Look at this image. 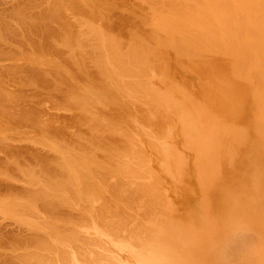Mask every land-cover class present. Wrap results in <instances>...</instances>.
I'll return each mask as SVG.
<instances>
[{
    "label": "rangeland",
    "instance_id": "1",
    "mask_svg": "<svg viewBox=\"0 0 264 264\" xmlns=\"http://www.w3.org/2000/svg\"><path fill=\"white\" fill-rule=\"evenodd\" d=\"M45 1L0 0V264H264V0Z\"/></svg>",
    "mask_w": 264,
    "mask_h": 264
},
{
    "label": "bare ground",
    "instance_id": "2",
    "mask_svg": "<svg viewBox=\"0 0 264 264\" xmlns=\"http://www.w3.org/2000/svg\"><path fill=\"white\" fill-rule=\"evenodd\" d=\"M32 1H33V0H32ZM34 1H35V0H34ZM44 2H46V1L44 0ZM261 2H263V0H262ZM261 2H260V3H261ZM25 3H26V2H25ZM25 3H24V4H25ZM47 3H49V2H47ZM143 4H144V3H143ZM167 4H168V3H167ZM36 5H37V4H36ZM49 5H50V4H49ZM49 5H48V6H49ZM22 6H23V5H22ZM31 6H32V5H31ZM34 6H35V5H34ZM48 6H47V7H48ZM51 6H52V5H51ZM133 6H134V5H133ZM24 7H25V6H24ZM38 7H39V6H38ZM52 7H53V6H52ZM52 7H51V8H52ZM177 7H178V6H177ZM48 8H49V7H48ZM134 8H135V6H134ZM18 9H19V8H18ZM18 9H17V10H18ZM45 9H46V8H45ZM63 9H65V8H63ZM47 10H49V9H47ZM136 10H137V8H136ZM136 10H135V11H136ZM139 10H140V9H139ZM144 10H145V9H144ZM263 10H264V9H263ZM182 11H183V10H182ZM17 12H18V11H17ZM139 12H140V11H139ZM15 13H16V12H15ZM48 13H49V12H48ZM49 14H50V13H49ZM49 14H48V15H49ZM51 14H52V13H51ZM146 14H147V13H146ZM13 16H14V15H13ZM19 16H20V15H19ZM46 16H47V15H46ZM51 16H52V15H51ZM14 17H15V16H14ZM49 17H50V16H49ZM20 18H21V17H20ZM51 18H53V16H52ZM119 18H120V17H119ZM113 19H115V18H113ZM124 19H125V18H124ZM22 20H23V19H22ZM31 20H32V18H31ZM36 20H37V19H36ZM40 20H41V19H40ZM48 20H50V18H49ZM52 20H53V19H52ZM117 20H118V19H117ZM33 21H35V20H33ZM33 21H31V22L33 23ZM41 21H42V20H41ZM46 21H47V20H46ZM146 21H147V20H146ZM19 22H20V21H19ZM43 22H44V20H43ZM142 22H143V21H142ZM147 22H149V21H147ZM120 23H121V22H120ZM43 24H45V23H43ZM151 24H152V23H151ZM149 25H150V24H149ZM149 25H148V26H149ZM144 26H145V25H144ZM158 26H159V25H158ZM22 27H23V26H22ZM150 28H151V27H150ZM45 30H46V29H45ZM118 30H119V29H118ZM155 30H156V29H155ZM158 32H159V31H158ZM112 33H113V32H112ZM116 33H117V32H116ZM113 34H114V33H113ZM156 34H157V33H156ZM156 34H155V36H156ZM109 36H110V34H109ZM109 36H108V37H109ZM114 36H115V35H114ZM117 36H118V35H117ZM152 36H153V35H152ZM119 37H120V36H119ZM123 37H124V36H123ZM111 38H112V37H111ZM113 38H114V37H113ZM113 38H112V39H113ZM117 38H118V37H117ZM117 38H116V39H117ZM155 38H156V37H155ZM116 39H113V41L116 40ZM128 42L130 43V41H128ZM128 42H127V43H128ZM155 42H156V41H155ZM33 43H34V42H33ZM102 43H103V41H102ZM108 43H109V42H108ZM144 43H145V42H144ZM104 44H105V42H104ZM110 44H113V43H110ZM11 45H12V44H11ZM23 45H24V44H23ZM25 45H26V44H25ZM106 45H107V43H106ZM125 45H126V44H125ZM160 45H161V44H160ZM108 46H109V44H108ZM108 46H106V47H108ZM110 46H112V47L114 48V44H113V45H110ZM115 46H116V45H115ZM156 46H158V45H156ZM156 46H155V47H156ZM165 46H166V45H165ZM15 47H16V46H15ZM103 47H104V46H103ZM140 47H141V46H140ZM167 47H168V46H167ZM25 48H26V46H25ZM43 48H44V47H43ZM50 48H52V49H56V48H57V45H53V44H51V45H50ZM132 48H133V47H132ZM151 48H152V46H151ZM157 48H158V47H157ZM29 49H30V48H29ZM109 49H110V48H109ZM109 49L107 48V50H108L109 52L111 51V53H107L106 58H107V56L112 57V56H111V55H112V51L114 52L113 49H112V50H111V49L109 50ZM115 49H117V48H115ZM152 49H153V48H152ZM161 49H162V46H161ZM161 49H160V50H161ZM166 49H167V48H166ZM16 50H17V49H16ZM31 50H32V49H31ZM56 50H57V49H56ZM65 50H66V49H65ZM65 50H64V51H65ZM156 50H157V49H156ZM50 51H51V50H50ZM108 51H107V52H108ZM116 51H117V50H116ZM132 51H134V50H132ZM149 51H150V50H149ZM23 52H25V51H23ZM26 52H28V51H26ZM34 52H35V51H34ZM147 52H148V51H147ZM151 52H152V51H151ZM151 52H150V53H151ZM163 52H164V51H163ZM12 53H13V52H12ZM18 53H19V52H18ZM39 53H40V52H39ZM142 53H143V52H142ZM8 54H9V51H8ZM101 54H102V53H101ZM103 54H105V53H103ZM108 54H110V55H108ZM113 54H114V53H113ZM155 54H158V53H155ZM159 54H160V53H159ZM162 54H163V53H162ZM13 55H14V54H13ZM28 55H29V54H28ZM68 55H69V54H68ZM72 55H73V54H72ZM82 55H83V54H82ZM82 55H81V57H82ZM86 55H87V54H85V56H86ZM116 55H119V54L116 53ZM126 55H127V54H126ZM128 55H130V54H128ZM128 55H127V56H128ZM149 55H150V54H149ZM153 55H154V54H153ZM163 55H164V54H163ZM163 55H162V56H163ZM168 55H169V54H168ZM7 56H8V55H7ZM14 56H15V55H14ZM55 56H56V55H55ZM64 56H65V55H64ZM83 56H84V55H83ZM102 56H103V55H102ZM114 56H115V55H114ZM156 56H157V55H156ZM17 57H18V56H17ZM69 57H70V56H69ZM144 57H146V56H144ZM153 57H155V56H153ZM10 58H11V56H10ZM25 58H26V57H25ZM72 58H73V57H72ZM82 58H83V57H82ZM90 58H91V57H90ZM100 58H101V57H100ZM103 58H104V56H103L101 59L103 60ZM116 58H118V60H119V57H118V56H116ZM147 58H148V57H147ZM156 58H157V57H156ZM158 58H159V56H158ZM162 58H164V60H165V56H163ZM14 59H15V58H14ZM65 59H66V58H65ZM65 59H64V60H65ZM114 59H115V58L112 57L108 62L111 61V63H112V62H113L112 60H114ZM128 59H129V58H128ZM134 59H135V58H134ZM152 59H153V58H152ZM25 60H26V59H25ZM73 60H74V59H73ZM84 60H85V57H84ZM98 60H99V59H98ZM102 60L100 61V63L103 64V65H104V63L106 64V62H104V61H102ZM124 60H125V59H124ZM124 60H123V61H124ZM145 60H146V59H145ZM155 60H156V59H155ZM160 60H161V58H160ZM162 60H163V59H162ZM39 61H40V60H39ZM57 61H58V60H57ZM95 61H96V60H95ZM123 61H122V60L120 61V63L122 62L121 64H120V63H116V64H118V65L121 67L122 64H123ZM129 61L132 62V60H130V59H129ZM129 61H128V62H129ZM141 61H142V60H141ZM146 61H147V60H146ZM148 61H149V60H148ZM36 62H37V61H36ZM59 62H60V61H59ZM65 62H66V61H65ZM88 62H89V61H88ZM102 62H103V63H102ZM130 62H129V63H130ZM134 62H135V63H133V64H137V60L134 61ZM144 62H145V61H144ZM144 62H143V63H144ZM158 62H159V61H158ZM15 63H16V62H15ZM27 63H28V62H27ZM50 63H51V62H50ZM60 63H61V62H60ZM94 63H96V62H94ZM147 63H148V62H147ZM30 64H32V63H30ZM39 64H40V63H39ZM46 64H47V62H46ZM48 64H49V63H48ZM109 64H110V63H109ZM116 64L114 65V67L116 66ZM124 64H125V62H124ZM124 64H123V65H124ZM133 64H131V65H133ZM168 64H169V63H168ZM21 65H22V64H21ZM73 65H74V64H73ZM84 65H85V64H84ZM89 65H90V64H89ZM97 65H99V62L97 63ZM106 65H107V64H106ZM106 65L103 66V67H105L104 69L109 68V67H107ZM112 65H113V63H112ZM118 65H117V68H118ZM142 65H143V64H142ZM142 65H141V66H142ZM144 65H145V64H144ZM162 65H163V64H162ZM15 66H17V65H15ZM34 66H36V65H34ZM37 66H38V65H37ZM37 66H36V67H37ZM40 66H41V65H40ZM40 66H38V67H40ZM50 66H51V65L49 64V68H50ZM62 66H63V65H62ZM66 66H67V65H66ZM93 66H94V65H93ZM95 66H96V65H95ZM125 66H126L125 68H127L128 65L125 64ZM134 66H135V65H134ZM136 66H137V67H135V68H138L139 64L136 65ZM151 66H152V65H151ZM31 67H32V66H31ZM71 67H72V66H71ZM101 67H102V66H100V68H101ZM103 67H102V69H103ZM122 67H123V66H122ZM132 67H133V66H132ZM147 67H148V66H147ZM155 67H156V66H155ZM16 68H17V67H16ZM19 68H20V67H19ZM62 68H63V67H62ZM84 68H85V67H84ZM96 68H98V66H96ZM100 68H99V70H100ZM111 68L113 69V67H111ZM125 68H123V70H124ZM139 68H140V67H139ZM153 68H154V67H153ZM9 69H10V68H9ZM13 69H14V66H13ZM71 69H72V68H71ZM86 69H87V68H86ZM104 69H103V70H104ZM120 69H121V68H120ZM140 69H141V68H140ZM1 70H2V69H1ZM4 70H7V68L4 69ZM14 70H15V69H14ZM14 70H13V71H14ZM38 70H39V68H38ZM54 70H55V69H54ZM60 70H61V69H60ZM69 70H70V69H69ZM78 70H79V68H78ZM106 70L108 71V69H106ZM106 70H104L105 73H108L109 71H111V70H109L108 72H106ZM128 70H129L128 68H127V71L124 70V71H126V72H125L126 74H127ZM130 70H132V69H130ZM130 70H129V73L127 74L128 76L131 75L130 73L133 74V72H130ZM145 70H146V68H145ZM145 70L143 69L142 71L144 72ZM15 71H16V70H15ZM49 71H50V70H49ZM52 71H53V70H52ZM57 71H58V69L56 70V74H61V73H57ZM61 71H62V70H61ZM88 71H89V70H88ZM104 71H103V72H104ZM119 71H121V70H119ZM132 71H134V70H132ZM138 71H140V70H138ZM148 71H149V70H148ZM0 72H1V71H0ZM5 72H7V71H5ZM31 72H32V71H31ZM39 72H40V71H39ZM47 72H48V70H47ZM58 72H59V71H58ZM83 72H84V71H83ZM97 72H98V71H97ZM117 72H118V69H117ZM121 72H122V71H121ZM121 72H120V73H121ZM8 73H11V72H8ZM12 73H13V72H12ZM15 73H16V72H15ZM15 73H13V75H15ZM27 73H28V72H27ZM27 73H26V74H27ZM53 73H54V72H53ZM100 73H101V72H100ZM100 73L98 74L99 76H100ZM105 73H101L102 76H103V78H105V77L107 78V75H106ZM120 73L118 72L119 75H120ZM134 73H135V74H133V75H136V76L139 75V74L137 75V72H134ZM23 74H24V73H23ZM40 74H41V73H40ZM45 74H47V73H45ZM77 74H79V73H77ZM104 74H105V75H104ZM108 74H110V76H112V77L114 76V77H113V79H114V78H115V75H116V72H115L114 75H111V74H112L111 72L108 73ZM122 74H123V72H122ZM126 74H123V75L127 76ZM129 74H130V75H129ZM143 74H145V72H144ZM3 75H4V74H3ZM10 75H12V74H10ZM13 75H12V76H13ZM16 75H17V73H16ZM24 75H25V74H24ZM27 75H28V74H27ZM52 75H53V74H52ZM66 75H68V74H66ZM70 75H71V74H70ZM81 75H82V74H81ZM86 75H87V74H86ZM86 75H85V76H86ZM43 76H45V75H43ZM46 76L49 77L48 75H46ZM55 76H56V75H55ZM57 76H58V75H57ZM57 76H56V77H57ZM61 76H62V75H61ZM61 76H58V77H59V78H58L59 80L61 79V78H60ZM83 76H84V75H83ZM83 76H82V77H83ZM96 76H97V75H96ZM24 77H25V76H24ZM68 77H69V76H68ZM74 77H75V75H74ZM100 77H101V76H100ZM108 77H109V76H108ZM130 77H132V76H130ZM12 78H14V77H12ZM35 78H36V77H35ZM62 78H63V76H62ZM71 78H72V77H71ZM87 78H88V77H87ZM98 78H99V77H98ZM44 79H45V78H44ZM52 79H53V78H52ZM52 79H51V80H52ZM80 79H81V78H80ZM84 79H85V78H84ZM84 79H83V80H84ZM101 79H102V77H101ZM110 79H111V78H110ZM129 79H130V78H129ZM53 80H55V79H53ZM53 80H52V82H53ZM87 80H88V79H87ZM94 80H95V79H94ZM102 80H103V79H102ZM115 80H117V81H114V82H117V83H118V81H119L120 79H119V80H118V79H115ZM127 80H128V79H127ZM127 80H125V81H127ZM21 81H22V80H21ZM43 81H44V80H43ZM55 81H57V80H55ZM61 81H62V80H61ZM63 81H64V80H63ZM76 81H77V80H76ZM90 81H93V80H90ZM131 81H132V80H131ZM67 82H68V81H67ZM85 82H86V81H85ZM123 82H124V80H122V83H123ZM40 83H41V82H40ZM40 83H39V84H40ZM62 83H63V82H62ZM82 83H83V82H82ZM87 83H88V81H87ZM94 83H95V81H94ZM124 83H125V82H124ZM135 83H137V82L135 81ZM59 84H60V83H59ZM88 84H89V83H88ZM91 84H93V83H91ZM91 84H90V85H91ZM114 84H116V83H114ZM114 84H113V86H114ZM119 84H120V83H119ZM130 84H131L132 86H134V87L136 86V85H133L132 82H131ZM130 84H128V85L130 86ZM137 84H138V83H137ZM1 85H2V84H1ZM33 85L35 86L36 84H33ZM49 85H50V84H49ZM64 85H65V84H64ZM95 85H96V84H95ZM99 85H100V84H99ZM36 86H37V85H36ZM91 86H93V85H91ZM104 86H105V85H104ZM104 86H103V87H104ZM0 87H1V86H0ZM2 87H3V85H2ZM39 87H40V86H39ZM47 87H48V86H47ZM88 87H89V86H88ZM94 87H96V86H94ZM103 87H102V88H103ZM106 87H107V86H106ZM108 87H109V86H108ZM130 87H131V86H130ZM136 87H137V86H136ZM136 87H135V88H132V87H131V88L134 90V92H136V90L138 89V88L136 89ZM49 88H50V87H49ZM98 88H99V86H98ZM104 88H105V87H104ZM109 88H110V87H109ZM109 88H108V89H109ZM115 88H117V87H115ZM125 88H126V86H125ZM2 89H4V88H2ZM6 89H7V88H6ZM56 89H57V88H56ZM60 89H61V88H60ZM110 89H111V88H110ZM126 89H128V88H126ZM4 90H5V89H4ZM39 90H40V89H39ZM63 90H64V89H63ZM80 90H81V89H80ZM99 90H100V89H99ZM105 90H106V89H104V91H105ZM118 90H119V89H118ZM130 90H131V89H129V91H130ZM133 90H131V91H133ZM1 91H2V90H1ZM8 91H9V90H8ZM43 91H44V90H43ZM64 91H65V90H64ZM18 92H19V91H18ZM20 92H21V91H20ZM20 92H19V93H20ZM37 92H38V91H37ZM58 92H59V91H58ZM67 92H68V91H67ZM69 92H70V91H69ZM82 92H83V91H82ZM91 92H93V91H91ZM94 92L96 93L97 91L95 90ZM108 92H109V91H108ZM134 92H132V93H134ZM11 93H12V92H10V94H11ZM59 93H60V92H59ZM77 93H78V92H77ZM118 93H119V92H118ZM10 94H9V92H7V91H5V92H0V97H1V99H3V100H2L3 105L6 106V103H7V102L4 103V102H5V101H4V98H5V100L7 101V99H9V98L11 99V95H12V96L14 95L13 93H12L11 95H10ZM22 94H23V93H22ZM41 94H42V93H41ZM63 94H65V93H63ZM67 94H68V93H66V95H67ZM97 94H98V93H97ZM123 94H124V93H123ZM123 94H122V95H123ZM125 94H126V93H125ZM16 95H17V94H16ZM73 95H74V93H73ZM98 95H99V94H98ZM102 95H103V94H102ZM104 95H105V94H104ZM122 95H121V96H122ZM32 96H33V95H32ZM63 96H64V95H63ZM69 96H71V98H72V95H69ZM87 96H88V95H87ZM108 96H109V95H108ZM16 97H17V96H16ZM16 97H15V95H14L13 100H12V99H11V100H12V101H14V99L16 100ZM19 97H20V100H21L22 97H21V96H19ZM29 97H30V96H29ZM46 97H47V96H46ZM83 97H85V95H84ZM124 97H126V96L124 95ZM129 97H130V96H129ZM38 98H39V97H38ZM81 98H82V97H81ZM81 98H80V99H81ZM85 98H87V97H85ZM135 98H136V97H135ZM139 98H140V97H139ZM226 98H227V97H226ZM1 99H0V101H1ZM17 99H18V98H17ZM64 99H65V97H64ZM68 99H70V98H68ZM82 99H83V98H82ZM102 99H103V98H102ZM113 99H114V98H113ZM126 99H127V98H126ZM133 99H134V96H133ZM30 100H31V99H30ZM55 100H56V99H55ZM89 100H90V99H89ZM104 100H106V99H104ZM28 101H29V100H28ZM76 101H78V100H76ZM102 101H103V100H102ZM111 101H112V100H111ZM119 101H120V100H119ZM130 101H132V100H130ZM37 102H38V101H37ZM54 102H55V101H54ZM114 102H116V100L113 101L112 103L115 104ZM126 102H127V101H126ZM140 102H141V101H140ZM8 103H9V101H8ZM10 103H11V102H10ZM23 103H24V102H23ZM84 103H86V102H84ZM92 103H93V102H92ZM112 103H111V105H112ZM117 103H118V102H116V104H117ZM120 103H121V102H120ZM120 103H119V104H120ZM127 103H128V102H127ZM133 103H134V102H133ZM1 104H2V103H1ZM1 104H0V106H1ZM11 104H12V103H11ZM64 104H65V103H64ZM66 104H67V103H66ZM80 104H81V103H80ZM119 104H118V105H119ZM12 105H13V104H12ZM20 105H21V104H20ZM20 105H19V106H20ZM34 105H35V104H34ZM70 105H71V104H70ZM133 105H134V104H133ZM14 106L16 107V105H14ZM25 106H26V105H25ZM78 106H79V105H78ZM107 106H108V105H107ZM121 106H122V104H121ZM121 106H119V107H121ZM2 107H4V106H2ZM2 107H1V108H2ZM10 107H11V105H10ZM17 107H18V106H17ZM96 107H97V106H96ZM108 107H109V106H108ZM126 107H127V106H126ZM4 108H5V107H4ZM7 108H8V107H7ZM32 108H33V107H32ZM109 108H110V107H109ZM130 108H131V107H130ZM78 109H79V108H78ZM94 109H95V108H94ZM119 109H120V108H119ZM122 109H123V108H122ZM122 109H121V110H122ZM133 109H134V108H133ZM10 110H11V109H10ZM13 110H14V109H13ZM27 110H31L30 107H28ZM114 110H115V109H114ZM139 110H140V109H139ZM139 110H138V111H139ZM141 110H142V109H141ZM16 111H17V110H16ZM19 111H20V110H19ZM24 111H25V112H24ZM24 111H22V112H24V113H25L24 115H26V112H27V111H26L25 109H24ZM77 111H78V110H77ZM99 111H100V110H99ZM103 111H104V110H103ZM138 111H137V112H138ZM10 112H11V111H10ZM17 112H18V111H17ZM35 112H36V111H35ZM86 112H87V111H86ZM91 112H92V111H91ZM101 112H102V111H101ZM105 112H106V111H105ZM141 112H142V111H141ZM8 113H9V112H8ZM8 113H7V114H8ZM18 113H19V112H18ZM20 113H21V112H20ZM20 113H19V114H20ZM30 113H31V112H28L27 114L30 115ZM102 113H103V112H102ZM22 114H23V113H22ZM31 114H32V113H31ZM33 114H34V113H33ZM105 114H106V113H105ZM134 114L136 115V113H134ZM142 114H143V113H142ZM10 115H12V114L10 113ZM15 115H16V114H15ZM36 115H37V114H36ZM36 115H35L34 117H36ZM91 115H92V113H91ZM101 115H102V114H101ZM106 115H107V114H106ZM19 116L23 117V115H19ZM19 116H18V118H19ZM140 116H141V115H140ZM145 116H146V115H145ZM11 117H12V116H11ZM11 117H10V118H11ZM15 117L17 118V116H15ZM25 117H26V121H27V118H28L29 116L27 115V116H25ZM97 117H98V116H97ZM109 117H110V116H109ZM116 117H117V116H116ZM120 117H121V116H120ZM31 118L33 119V116H32ZM95 118H96V117H95ZM95 118H94V119H95ZM105 118H106V117H105ZM19 119H20V118H19ZM21 119H22V118H21ZM21 119H20V120H21ZM23 119H24V118H23ZM28 119H30V118H28ZM34 119H35V118H34ZM37 119H38V118H37ZM37 119H36V120H37ZM39 119H40V118H39ZM39 119H38V120H39ZM86 119H87V118H86ZM15 120H16V119H15ZM30 120H31V119H30ZM51 120H52V119H51ZM80 120H81V119H80ZM114 120H115V119H114ZM119 120H120V119H119ZM142 120H143V119H142ZM22 121H23V120H22ZM39 121H40V120H39ZM43 121H44V120H43ZM140 121H141V120H140ZM12 122H13V121H12ZM24 122H25V121H24ZM29 122H30V121H29ZM44 122H45V121H44ZM79 122H80V121H79ZM103 122H104V121H103ZM109 122H110V121H109ZM141 122H142V121H141ZM13 123H14V122H13ZM27 123H28V122H27ZM33 123H34V121H33ZM33 123H32V124H33ZM36 123H37V122H36ZM38 123H39V122H38ZM41 123H42V120H41ZM41 123H40V124H41ZM46 123H47V120H46ZM50 123H51V122H50ZM50 123L48 122V124H50ZM118 123H119V122H118ZM20 124H21V123H20ZM28 124H29V123H28ZM68 124H69V123H68ZM86 124H87V123H86ZM99 124H100V123H99ZM24 125H25V124H24ZM33 125H34V124H33ZM35 125H36V124H35ZM45 125H47V124H45ZM65 125H66V124H65ZM88 125H89V124H88ZM30 126H31V125H30ZM39 126H40V125H39ZM42 126H43V125H42ZM55 126H56V125H55ZM5 127H6V126H5ZM53 127H54V126H53ZM53 127H52V128H53ZM89 127H92V126H89ZM33 128H34V126H33ZM36 128H37V125H36ZM39 128H40V127H38V130H39ZM42 128H43V127H42ZM50 128H51V127H50ZM55 128H56V127H55ZM55 128H54V130H56ZM96 128H97V127H96ZM102 128L105 129V127H102ZM0 129H1V128H0ZM31 129H32V128H31ZM31 129H30V130H31ZM40 129H41V128H40ZM44 129L48 130L49 128L45 127ZM89 129H90V128H89ZM115 129H116V128H115ZM118 129H119V128H118ZM28 130H29V129H28ZM28 130H27V131H28ZM33 130H34V129H33ZM46 130H44V131L39 130V132L41 131V133H43V132L46 133V132L49 131V130H48V131H46ZM87 130H88V129H87ZM96 130H97V129H96ZM45 131H46V132H45ZM58 131H59V130H58ZM54 132H55V131H54ZM61 132H62V129H61ZM95 132H96V131H95ZM104 132H105V131H104ZM51 133H53V132H51ZM55 133H56V132H55ZM57 133H58V132H57ZM91 133H92V132H91ZM91 133H90V134H91ZM98 133H99V132H98ZM100 133H101V131H100ZM113 133H114V132H113ZM121 133H122V132H121ZM58 134H59V133H58ZM64 134H65V133H64ZM83 134H84V133H83ZM47 135H48V133H47ZM56 135H57V134H56ZM59 135H60V134H59ZM119 135H121V134H119ZM52 136H53V135H52ZM112 136H113V135H112ZM59 137H60V136H59ZM63 137H64V136H63ZM38 139H39V138H38ZM51 139H52V138H51ZM53 139H54V138H53ZM53 139H52V140H53ZM57 139H58V136H57ZM67 139H68V138H67ZM127 139H128V138H127ZM35 140H36V138H35ZM39 140H40V139H39ZM75 140H76V139H75ZM87 140H88V139H87ZM96 140H97V139H96ZM40 141H41V140H40ZM54 141H55V140H54ZM54 141H53V143H54ZM113 141H114V140H113ZM115 141H116V140H115ZM115 141H114V142H115ZM118 141H119V140H118ZM124 141H125V140H124ZM60 142H61V141H60ZM75 142H76V141H75ZM101 143H102V142H101ZM106 143H107V142H106ZM3 144H4V143H3ZM5 144H6V143H5ZM55 144H57V143H55ZM58 144H59V143H58ZM116 144H117V143H116ZM47 145H48V144H47ZM66 145H67V143H66ZM77 145H78V144H77ZM59 146H60V145H59ZM0 147H1V146H0ZM7 147L9 148L8 145H7ZM4 148H5V146H4ZM58 148H59V147H58ZM68 148H69V147H68ZM115 148H116V147H115ZM9 149H11V148H9ZM13 149H14V148H13ZM25 149H26V148H25ZM110 149H111V148H110ZM5 150H7V148H5L3 151H5ZM22 150H23V149H22ZM56 150H57V149H56ZM61 150H63V149H61ZM113 150H114V149H113ZM118 150H119V149H118ZM67 151H68V150H67ZM67 151L64 150L63 152H67ZM99 151H100V150H99ZM10 152H11V151H10ZM109 152H110V151H109ZM61 153H62V152H61ZM72 153H73V152H72ZM91 153H93V152H91ZM91 153H90V154H91ZM74 154H76V153H74ZM5 155H6V154H5ZM11 155H12V154H11ZM14 155H15V152H14ZM33 155H34V154H33ZM33 155H31V156L33 157ZM36 155H37V154H36ZM36 155H35V157H36ZM61 155H62V154H61ZM61 155H60V156H61ZM82 155H83V154H82ZM88 155H89V153H88ZM116 155H117V154H116ZM38 156H39V155H38ZM64 156H65V155H63V157H64ZM66 156H67V155H66ZM74 156H75V155H74ZM76 156H77V155H76ZM90 156H91V155H89V157H90ZM107 156H108V155H107ZM117 156H118V155H117ZM117 156H116V157H117ZM39 157H40V156H39ZM58 157H59V156H58ZM5 158H7V157L5 156ZM15 158H16V156H14V159H15ZM65 158H67V157H65ZM84 158H85V157H84ZM91 158H92V157H91ZM96 158H97V157H96ZM96 158H95V159H96ZM102 158H105V156L102 157ZM102 158H101V160H102ZM8 159H9V158H8ZM8 159H7L6 161H7V162H8V161L11 162V158H10L9 160H8ZM12 159H13V158H12ZM19 159H20V158H18V160H19ZM47 159H48V158H47ZM60 159H61V158H60ZM80 159H81V158H80ZM80 159H79V160H80ZM82 159H83V158H82ZM113 159H114V158H113ZM2 160H3V159H2ZM15 160H16V159H15ZM38 160H39V159H38ZM71 160H72V159H71ZM84 160H85V159H84ZM93 160H94V159H93ZM98 160H99V159H98ZM106 160H107V159H106ZM53 161H54V160H53ZM57 161H58V160H57ZM65 161H66V160H65ZM107 161H108V160H107ZM107 161H106V162H107ZM1 162H2V161H1ZM4 162H5V160H4ZM21 162H22V161H21ZM36 162H37V161H36ZM69 162H70V161H69ZM98 162H99V161H98ZM104 162H105V161H104ZM104 162H103V163H104ZM106 162H105V164H106ZM109 162H110V161H109ZM128 162H129V161H128ZM2 163H3V162H2ZM11 163L15 164L13 160H12ZM11 163H10V165H11ZM43 163H44V162H43ZM47 163H49V162H47ZM67 163H68V162H67ZM77 163H78V161H77ZM81 163H82V162H81ZM94 163L96 164V162H94ZM94 163H93V164H94ZM16 164H17V163H16ZM16 164H15V166L17 167V165L19 164V162H18L17 165H16ZM37 164H39V163H37ZM59 164H60V163H59ZM86 164H89V166H90L91 163H90V161H89V163H86ZM86 164H85V165H86ZM100 164H101V163H100ZM4 165H6V163H5V164L3 163V167L0 168L1 170H2L3 168H5ZM22 165H23V164H21V166H20V164H19V166L21 167V169H22V167H23ZM30 165L32 166V164H30ZM45 165H46V164H45ZM106 165L108 166V164H106ZM106 165H105V166H106ZM6 166H7V165H6ZM25 166H26V164H25ZM25 166L23 167V170H24ZM53 166H54V165H53ZM92 166H95V165H91V167H92ZM105 166H104V167H105ZM8 167H9V166H8ZM13 167H14V165H13ZM43 167H44V166H43ZM50 167H51V166H50ZM57 167H58V166H57ZM68 167H69V166H68ZM68 167H67V168H68ZM83 167H84V166H83ZM102 167H103V164H102ZM102 167H101V168H102ZM17 168H19V167H17ZM17 168H16V169H17ZM69 168H70V167H69ZM84 168L86 169V167H84ZM95 168H96V167H95ZM11 169H12V168H11ZM39 169H40V168H39ZM44 169H45V168H44ZM62 169H63V167H62ZM97 169H98V168H97ZM97 169H96V170H97ZM104 169H105V168H104ZM4 170H6V169H4ZM13 170H14V168L12 169V171H13ZM18 170H19V172H20V169H18ZM33 170H34V169H33ZM59 170H60V169H59ZM66 170H67V169H66ZM79 170H80V169H79ZM86 170H89V168L86 169ZM16 171H17V170H16ZM16 171H15V173H16ZM43 171H44V170H43ZM67 171H68V170H67ZM81 171H82V170H81ZM83 171H84V170H83ZM101 171H102V170H101ZM103 171H104V170H103ZM7 172H8V171H7ZM19 172H18V173H19ZM30 172H31V170H30ZM30 172L27 170L26 173L29 174ZM34 172H35V171H34ZM52 172H53V171H52ZM109 172H110V171H109ZM8 173H9V172H8ZM10 173H11V172H10ZM21 173H23V172H20V174H21ZM32 173H33V171L31 172V174H32ZM38 173H39V172H38ZM86 173H87V172H86ZM92 173H93V172H92ZM100 173H101V172H100ZM5 174H6V173H5ZM13 174H14V172H13ZM23 174H24V173H23ZM23 174H22V175H23ZM41 174H42V173H41ZM60 174H61V173H60ZM80 174H81V173H80ZM84 174H85V173H84ZM90 174H91V173H90ZM90 174H89V176H90ZM112 174H113V172H112ZM114 174H115V173H114ZM117 174H118V173H117ZM0 175H1V174H0ZM7 175H8V174H7ZM38 175H39V174H38ZM38 175H37V177H38ZM95 175H96V174H95ZM95 175H94V176H95ZM108 175H109V174H108ZM115 175H116V174H115ZM124 175H125V174H124ZM27 176H30V174L27 175ZM31 176H32V175H31ZM34 176H35V175H34ZM34 176H33V179H34ZM70 176H71V175H70ZM89 176H88V177H89ZM91 176H92V175H91ZM96 176H97V175H96ZM104 176H105V175H104ZM4 177H5V176H4ZM4 177H3V178H4ZM43 177H45V174H44ZM48 177H49V176H48ZM66 177H67V176H66ZM68 177H69V176H68ZM83 177H84V179H85V176H83ZM24 178H25V177H24ZM27 178H28V177H27ZM29 178H30V177H29ZM29 178H28L27 180H29V184H30V182L32 183V181H30ZM39 178H40V176H39ZM93 178H95V177H93ZM93 178H92V180H93ZM104 178H105V177H104ZM259 178H260V177H259ZM13 179H14V178H13ZM20 179H21V178H20ZM33 179L31 178V180H33ZM48 179H49V178H48ZM89 179H90V178H89ZM3 180H4V179H3ZM5 180H6V179H5ZM35 180H37V179H35ZM41 180H42V179H41ZM51 180H52V179H51ZM59 180H60V179H59ZM103 180H104V179H103ZM6 181H9V179L6 180ZM22 181H24V180H22ZM46 181H47L48 184L50 183L48 180H46ZM46 181L44 180L45 183H46ZM87 181L89 182V181H91V179H90V180L87 179ZM94 181H95V180H94ZM10 182H11V181H10ZM12 182H13V181H12ZM36 182H37V181H36ZM42 182H43V181H42ZM44 182H43V183H44ZM58 182H59V181H58ZM67 182H68V181H66V183H67ZM101 182H102V181H101ZM33 183H35V181H34ZM37 183H39V182H37ZM66 183H65V184H66ZM92 183H94V182H92ZM25 184H26V183H25ZM94 184H95V183H94ZM100 184H101V183H100ZM35 185H36V184H35ZM50 185H51V184H50ZM95 185H96V184H95ZM105 185H106V183H105ZM32 186H33V185H32ZM63 186H64V185H63ZM65 186H66V185H65ZM101 186H103V185H101ZM53 187H54V186H53ZM55 187H56V186H55ZM37 188H38V187H37ZM37 188H36V189H37ZM39 188H40V187H39ZM41 188H42V187H41ZM41 188H40V189H41ZM47 188H48V187H47ZM49 188H52V187H49ZM49 188H48V189H49ZM62 188H63V187H62ZM86 188H87V187H86ZM25 189H26V188H25ZM40 189H39V190H40ZM56 189H57V188H56ZM56 189H55V190H56ZM64 189H66V188H64ZM89 189H90V188H89ZM93 189H94V188H93ZM97 189H98V188H97ZM30 190H31V189H30ZM51 190H52V189H51ZM55 190H54V191H55ZM62 190H63V189H62ZM91 190H92V189H91ZM98 190H99V189H98ZM101 190H102V189H101ZM26 191H27V190H26ZM41 191H42V190H40V192H41ZM52 191H53V190H52ZM5 192H6V191H5ZM35 192H36V190H35ZM38 192H39V191H38ZM45 192H46V191H45ZM45 192H44V193H45ZM85 192H88V191H85ZM99 192L102 193L103 191H102V192L99 191ZM3 193H4V192H3ZM26 193H27V192H26ZM32 193H33V192H32ZM36 193H37V192H36ZM71 193H72V192H71ZM93 193H95V192H93ZM115 193H116V192H115ZM5 194H6V193H5ZM29 194H30V192H29ZM33 194H35V193H33ZM38 194H39V193H38ZM51 194H52V193H51ZM90 194H92V193H90ZM116 194H117V193H116ZM40 195H41V194H40ZM48 195H49V193H48ZM70 195H71V194H70ZM93 195H94V194H93ZM93 195H92V196H93ZM97 195H98V194H97ZM120 195H121V194H120ZM32 196H33V195H32ZM35 196H37V195H35ZM72 196H73V195H72ZM95 196H96V193H95ZM95 196H94V197H95ZM9 197H10V195H9ZM17 197H18V196H17ZM49 197H50V196H49ZM54 197H56V195H54ZM73 197H74V196H73ZM88 197H89V196H88ZM90 197H91V196H90ZM21 198L23 199V197H21ZM38 198H39V197H38ZM44 198H46V197H44ZM44 198H43V199H44ZM47 198H48V197H47ZM95 198H97V196H96ZM28 199H29V198H28ZM40 199H41V198H40ZM55 199H56V198H55ZM91 199H92V198H91ZM20 200H21V199H20ZM45 200H46V199H45ZM100 200H101V199H100ZM102 200H103V199H102ZM116 200H118V199H116ZM26 201H27V200H26ZM40 201H42V200H40ZM27 202H28V201H27ZM30 202H32V201H30ZM36 203H37V202H36ZM44 203H45V202H44ZM53 203H54V202H53ZM56 203H58V202H56ZM11 204H12V203H11ZM14 204H17V203H14ZM22 204H23V203H22ZM30 204H31V203H30ZM32 204H33V203H32ZM56 205H57V204H56ZM101 205H102V204H101ZM9 206H11V205H9ZM21 206H22V205H21ZM21 206H20V207H21ZM27 206H28V205H27ZM53 206H54V205H53ZM96 206H97V205H96ZM102 206H103V205H102ZM17 207H18V206H17ZM33 207H35V206H33ZM106 207H107V206H106ZM64 208H66V207H64ZM16 209H17V208H16ZM19 209H20V208H18V211H19ZM25 209H26V208H25ZM14 210H15V209H14ZM29 210H30V208H29ZM31 210H33V208H32ZM31 210H30V212H31ZM51 210H52V209H51ZM53 210H54V209H53ZM56 210H57V209H56ZM72 210H73V209H72ZM72 210H71V211H72ZM105 210H107V208H106ZM105 210H104V211H105ZM102 211H103V210H101V212H102ZM104 211H103V212H104ZM26 212H27V211H26ZM28 212H29V211H28ZM56 212H57V211H56ZM106 212H108V211H106ZM32 213H34V212H32ZM109 213H110V212H109ZM103 214H104V213H103ZM30 215H31V214H30ZM99 215H100V214H99ZM69 216H70V215H69ZM102 216H103V215H102ZM104 216H105V214H104ZM32 217H33V216H32ZM100 217H101V216H100ZM105 219H106V217H105ZM62 220H64V219L62 218ZM70 220H71V219H70ZM72 220H73V219H72ZM103 222L105 223V220H104ZM48 225H49V224H48ZM44 232H45V231H44ZM57 232H58V231H57ZM60 234H61V233H60ZM64 234H66V233H64ZM56 235H57V234H56ZM15 236H16V235H15ZM57 236H58V235H57ZM61 236H62V234H61ZM61 236H60V237H61ZM59 239H60V238H59ZM63 240H64V239H63ZM65 244H66V243H65ZM43 246H44V245H43ZM52 248H53V247H52ZM21 250H22V249H21ZM28 254H29V252H28ZM32 254H33V253H32ZM227 254H228V253H227ZM248 254H249V253H248ZM34 255H35V253H34ZM223 255H224V254H223ZM19 256H20V255H19ZM27 256H28V255H26V257H27ZM29 256L31 257L30 254H29ZM38 256H40V255H38ZM68 256H70V255H68ZM14 257H15V255H14ZM36 257H37V256H36ZM40 257H42V256H40ZM236 257H237V256H236ZM21 258H22V257H21ZM21 258H20V259H21ZM24 258H25V257H24ZM47 258H48V257H47ZM14 259H15V258H14ZM18 259H19V258H18ZM25 259H28V260H29V258H25ZM25 259H24V260H25ZM30 259H31V258H30ZM43 259H44V257H43ZM68 259H69V257H68ZM242 259H243V258H242ZM24 260H23V261H24ZM37 260H38V259H37ZM39 260H40V259H39ZM44 260H45V259H44ZM70 260H71V259H70ZM13 261H14V260H13ZM32 261H33V260H32ZM16 262H17V261H16ZM26 262H27V261H26ZM29 262H31V261H29ZM29 262H27V263H29ZM23 263H24V262H23ZM40 263H42V261H40ZM36 264H37V263H36Z\"/></svg>",
    "mask_w": 264,
    "mask_h": 264
}]
</instances>
